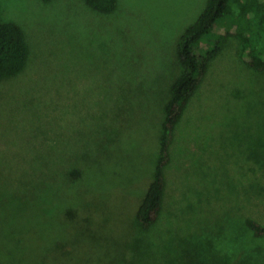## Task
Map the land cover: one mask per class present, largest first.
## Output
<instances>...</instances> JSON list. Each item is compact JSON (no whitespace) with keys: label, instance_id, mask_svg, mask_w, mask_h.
I'll list each match as a JSON object with an SVG mask.
<instances>
[{"label":"rangeland","instance_id":"374dc122","mask_svg":"<svg viewBox=\"0 0 264 264\" xmlns=\"http://www.w3.org/2000/svg\"><path fill=\"white\" fill-rule=\"evenodd\" d=\"M207 1L0 0L30 46L0 82V264H264V71L233 31L176 126L160 219H136Z\"/></svg>","mask_w":264,"mask_h":264},{"label":"trees","instance_id":"16d2710c","mask_svg":"<svg viewBox=\"0 0 264 264\" xmlns=\"http://www.w3.org/2000/svg\"><path fill=\"white\" fill-rule=\"evenodd\" d=\"M87 3L96 11L111 13L119 0H87ZM220 23L228 24L226 32H222ZM231 31L244 47L243 58L248 66L264 71V0H208L202 14L179 42L183 71L174 82L165 106L155 173L136 213L137 222L144 230L158 222L164 209L166 168L172 160L176 126ZM29 56L30 46L23 29L14 22H0V82L19 75L26 68ZM246 225L256 237L264 236L261 223L247 219Z\"/></svg>","mask_w":264,"mask_h":264}]
</instances>
